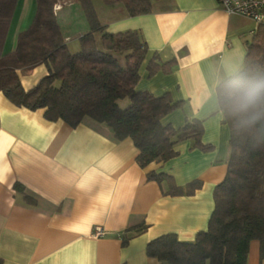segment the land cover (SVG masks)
<instances>
[{
	"label": "crops",
	"instance_id": "1",
	"mask_svg": "<svg viewBox=\"0 0 264 264\" xmlns=\"http://www.w3.org/2000/svg\"><path fill=\"white\" fill-rule=\"evenodd\" d=\"M54 10L69 49L66 14L75 12L80 27L89 24L77 0H62ZM96 16L109 32L137 30L147 45L136 88L157 96L168 92L183 104L167 113L163 123L178 127L186 119L203 121L201 140L209 151L180 142L175 157L140 167L130 138L116 140L111 129L88 118L74 127L48 120L43 109L11 103L0 92V258L3 264H162L145 253L153 238L173 233L192 241L206 229L213 209L212 192L225 176L228 126L215 93L217 83L243 64L244 42L256 24L229 15L216 0H152L149 13L129 16L120 4L92 0ZM36 0H16L2 52L14 50L20 31L34 16ZM59 22V21H58ZM74 50V49H72ZM174 62L149 76L152 56ZM18 74L32 87L46 72L37 65ZM25 71V70H24ZM148 171L170 175L180 186L199 180L191 195L164 194L166 184L148 180ZM19 183L35 199L26 203L14 189ZM143 221L147 228L122 245L129 226ZM103 235L95 237V227ZM246 264H264L259 242L251 240Z\"/></svg>",
	"mask_w": 264,
	"mask_h": 264
},
{
	"label": "trees",
	"instance_id": "2",
	"mask_svg": "<svg viewBox=\"0 0 264 264\" xmlns=\"http://www.w3.org/2000/svg\"><path fill=\"white\" fill-rule=\"evenodd\" d=\"M59 0H36L30 25L20 31L14 50L2 46L16 0H0V92L14 105L30 110L43 109L48 120H63L74 127L84 118L108 126L116 140L130 138L137 149L136 163L165 162L178 153L176 146L186 140L192 147L209 151L212 145L201 140L203 121L186 119L174 127L162 118L182 106L168 92L153 95L136 88L139 69L147 45L137 30L109 32L98 20L92 0H77L89 28L78 37L79 49L70 51L53 6ZM120 4L129 16L149 13L152 0H101ZM241 68L222 78L215 93L228 126V158L224 178L214 186L213 209L206 229L192 241H181L173 233L161 234L145 246V253L162 264H246L251 240L259 242V258L264 257V98L247 109L237 101L254 85L264 83V20L244 42ZM174 60L162 62L152 56L148 75L166 70ZM43 65L45 74L30 88L22 86L18 71ZM129 99L122 108L119 101ZM148 180L166 184L164 194L191 195L199 180L177 185L163 172L148 171ZM14 189L26 203L35 199L21 184ZM147 228L141 221L125 229L122 245ZM0 264H3L0 258Z\"/></svg>",
	"mask_w": 264,
	"mask_h": 264
},
{
	"label": "built area",
	"instance_id": "3",
	"mask_svg": "<svg viewBox=\"0 0 264 264\" xmlns=\"http://www.w3.org/2000/svg\"><path fill=\"white\" fill-rule=\"evenodd\" d=\"M229 15H241L251 19L256 25L264 20V0H216ZM92 235H103L101 227L94 228Z\"/></svg>",
	"mask_w": 264,
	"mask_h": 264
},
{
	"label": "rangeland",
	"instance_id": "4",
	"mask_svg": "<svg viewBox=\"0 0 264 264\" xmlns=\"http://www.w3.org/2000/svg\"><path fill=\"white\" fill-rule=\"evenodd\" d=\"M62 1V0H59ZM59 1H57L56 3H58ZM59 6L57 4H55L53 6V9L56 10ZM61 16H58L57 21H59V24H61ZM79 17L75 14V12H71L69 14H66L65 17V22L66 25L68 26V28L70 29V35H71V40L68 42L69 43V50L70 51H77L79 49V44H78V38L77 35L74 34L75 29H77L78 27H80V21H79ZM74 49V50H72ZM21 72H26V70L21 71ZM129 104V99L125 98L121 101H119V105L120 107L124 108Z\"/></svg>",
	"mask_w": 264,
	"mask_h": 264
},
{
	"label": "clouds",
	"instance_id": "5",
	"mask_svg": "<svg viewBox=\"0 0 264 264\" xmlns=\"http://www.w3.org/2000/svg\"><path fill=\"white\" fill-rule=\"evenodd\" d=\"M261 98H264V83L254 85L246 90L236 103L240 109H247L257 104Z\"/></svg>",
	"mask_w": 264,
	"mask_h": 264
}]
</instances>
